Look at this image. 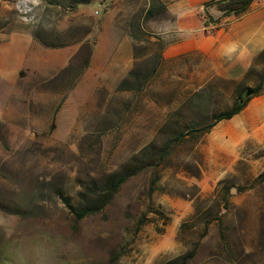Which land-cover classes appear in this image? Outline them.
<instances>
[{"label": "rangeland", "instance_id": "obj_1", "mask_svg": "<svg viewBox=\"0 0 264 264\" xmlns=\"http://www.w3.org/2000/svg\"><path fill=\"white\" fill-rule=\"evenodd\" d=\"M164 1L0 0L5 65L18 69L25 52V66H45L23 72L20 87L0 75V106L10 108L0 110V264L21 235L41 244L46 232L76 244L77 264H166L188 252L185 264H264V144L203 182L201 139L187 136L101 211L73 213L91 181L160 146L173 113L184 127L230 104L228 87L209 97L199 85L198 61L162 59ZM24 31L31 46L8 35Z\"/></svg>", "mask_w": 264, "mask_h": 264}, {"label": "crops", "instance_id": "obj_2", "mask_svg": "<svg viewBox=\"0 0 264 264\" xmlns=\"http://www.w3.org/2000/svg\"><path fill=\"white\" fill-rule=\"evenodd\" d=\"M211 1H164V13L168 19L158 23L162 26L159 35L166 40L161 56L168 63L198 61L199 85L220 88L222 82H228L230 96L236 87L252 88L259 81L253 75L246 77V74L251 67H257L255 64L264 66V4H251L245 13L235 16L224 15L217 4L207 5ZM8 35L22 45L31 46L34 42L26 31ZM17 55L15 61L22 64L18 69H9L0 56V75L10 79L14 88L20 87L23 72L37 69L42 72L45 67L40 66L38 59L25 66L27 54L21 52ZM217 91L221 93L220 89ZM9 109L0 106L2 111ZM248 144H264V77L259 94L252 96L238 114L216 123L201 138L199 150L203 165L207 167L201 181L221 180L224 170L218 172L217 167H231L239 161L241 150Z\"/></svg>", "mask_w": 264, "mask_h": 264}, {"label": "trees", "instance_id": "obj_3", "mask_svg": "<svg viewBox=\"0 0 264 264\" xmlns=\"http://www.w3.org/2000/svg\"><path fill=\"white\" fill-rule=\"evenodd\" d=\"M219 0H213L210 4H217L219 9L224 15L233 14L235 16L245 13L252 0H240L237 8H226ZM165 11V8H163ZM262 55V54H261ZM255 67H251L246 74V77L251 75L255 76ZM264 74L259 78V81L252 87L254 95L259 94L262 91V78ZM223 86L228 87V82H222ZM124 84V83H122ZM208 90V96L210 97L213 92V87ZM246 86H238L234 89L229 100L230 104L224 109H214L207 107V110L211 111L209 115L201 119H192L184 127L180 125V121L176 118L177 113H173L169 118V125L171 131L167 138L163 140L160 146H156L154 143H150L142 147L139 152L134 155L129 162L122 165L118 170L109 172L104 175L100 180L91 181L87 190H84L79 194L78 207L72 209L76 217V220H81L86 216L95 214L101 211L107 206L114 198L120 187L131 177H134L141 172L147 170L149 167H157L158 164L165 161L173 150V146L182 142L185 137H191L196 142L199 141L202 136L208 133L211 128L222 120H228L234 115L238 114L247 104L249 98L243 100V92ZM219 94V93H218ZM221 94V93H220ZM264 179V172L258 177L257 180ZM264 181V180H263ZM153 189V188H152ZM150 189V193L152 192ZM192 253L188 252L166 264H185L191 258Z\"/></svg>", "mask_w": 264, "mask_h": 264}, {"label": "clouds", "instance_id": "obj_4", "mask_svg": "<svg viewBox=\"0 0 264 264\" xmlns=\"http://www.w3.org/2000/svg\"><path fill=\"white\" fill-rule=\"evenodd\" d=\"M33 5L39 0H31ZM46 241L38 244L31 235H21L10 252L11 264H77V246L59 233H44Z\"/></svg>", "mask_w": 264, "mask_h": 264}, {"label": "water", "instance_id": "obj_5", "mask_svg": "<svg viewBox=\"0 0 264 264\" xmlns=\"http://www.w3.org/2000/svg\"><path fill=\"white\" fill-rule=\"evenodd\" d=\"M254 95V91L251 87H247L243 92V100L252 97Z\"/></svg>", "mask_w": 264, "mask_h": 264}]
</instances>
